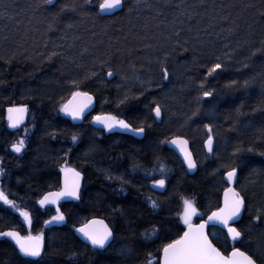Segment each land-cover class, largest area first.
I'll use <instances>...</instances> for the list:
<instances>
[{"label":"trees","instance_id":"16d2710c","mask_svg":"<svg viewBox=\"0 0 264 264\" xmlns=\"http://www.w3.org/2000/svg\"><path fill=\"white\" fill-rule=\"evenodd\" d=\"M99 2L0 0V166L6 170L0 187L32 214V233H45V264H144L147 253L155 264L157 249L185 230L184 199L192 200L201 215L196 223L221 206L227 187L222 173L233 164L237 147L244 151L233 164L239 167L235 187L243 190L249 207L236 226L249 225L264 206V111H253L264 101V0H124V7L112 16L97 15ZM53 52L57 55L49 60ZM253 52L256 55L250 56ZM13 55L15 60L5 64ZM217 56L228 66L206 82L215 89L214 97L197 104L198 86ZM106 59L116 74L108 79L105 65L100 77L85 80L93 71L101 72ZM161 61L170 77L178 75L171 77L172 83L162 78ZM150 73L158 79L151 88L131 83L135 75ZM253 77L248 88L226 87L232 80L243 84ZM73 80L83 81L80 90L95 100L92 112L77 124L58 111L76 90ZM125 95L128 100L121 104ZM153 101L162 107L161 119L155 122L149 110ZM13 103H28L30 108L25 124L15 132L6 125V110ZM102 113L117 115L134 127L144 123L145 133L137 139L92 128V118ZM209 123L223 142L215 157L204 152V125ZM25 126L27 150L18 156L10 145L24 136ZM52 132L54 139L48 135ZM72 134L79 137L76 144ZM174 136L189 142L198 164L192 175L167 143H161ZM69 147L72 152L65 157ZM249 147L252 152L246 151ZM64 159L82 172V199L61 204L65 222L46 229L45 221L56 209H40L37 201L59 190ZM160 165L166 169L163 174ZM121 176L128 182L121 184ZM161 178L165 188H154ZM149 197L158 208L151 207ZM92 218L109 223L119 242L103 256L73 233ZM153 224L163 225L160 238L143 241L140 233ZM11 229L28 233L19 214L0 203V230ZM207 230L215 234L211 238L222 251L230 249L225 231L212 226ZM262 233L264 221L248 237L252 249L260 244ZM124 245L138 255L122 256ZM13 249L0 239V261L17 264ZM73 252L78 255L69 260Z\"/></svg>","mask_w":264,"mask_h":264},{"label":"snow or ice","instance_id":"6c2138e0","mask_svg":"<svg viewBox=\"0 0 264 264\" xmlns=\"http://www.w3.org/2000/svg\"><path fill=\"white\" fill-rule=\"evenodd\" d=\"M86 3H90L91 0H85ZM45 4H53V0H44ZM124 7V0H100L98 4L99 13L108 12L111 13L115 9H122ZM64 9H61L63 11ZM75 11V8L72 9ZM264 17V12L261 13ZM178 35V33H177ZM187 50V49H185ZM57 53L53 52L49 56L51 60L52 56H56ZM225 55H228L227 53ZM256 52L250 54V56H255ZM15 60V55L8 57L5 60V64L10 65ZM110 59H106L101 63V72L93 71L85 80L92 79L93 77H100L102 73L105 72V65L109 67L106 70V76L108 78L113 77L116 73L110 67ZM228 65L221 61V58L217 56L215 62L207 66L206 75L203 77L200 85L198 86L199 95L197 96V104L202 101L213 98L215 94V89L207 86V80L209 77H213L220 71L226 70ZM250 65L248 63H243L244 68H248ZM161 72L162 78L167 80L169 78V71L167 67L164 66L163 61H161ZM255 77L251 79H246L243 84L240 81L232 80L226 87L235 88L243 87L248 88ZM83 81L73 80L72 86L75 91L71 93V99L67 102L61 103L58 111L65 116L70 117L73 121L85 119V114L93 105L94 97L88 91L80 90ZM143 94V93H142ZM128 100V96L125 95L120 101L121 104ZM154 107H151L150 113L154 114L152 116L153 122L160 120L162 116V107L159 103L153 101ZM147 107V106H146ZM7 127L12 130H19L22 125L25 124L26 118L30 114V108L28 103H13L7 108ZM253 111H264V101L260 105L253 108ZM237 113L240 114V110L237 109ZM193 117L198 115V110L193 112ZM35 117H33V120ZM91 123L101 126L104 131L115 132L119 130L120 132H131L136 136H142L145 133L144 123L139 126L134 127L132 123L121 119L117 115L111 113L96 115L92 118ZM34 126V125H33ZM151 127V125H147ZM207 139L204 141V147L207 149L208 153L214 152V137H213V126L212 124H205ZM24 136L15 139L11 143V152L22 155L27 150L28 145V134L29 129L24 127ZM53 139L56 136L55 132L48 133ZM78 135L72 134L71 141L72 144L78 142ZM161 143H167L174 145L181 157L182 162L187 166L189 172L194 171L197 167V161L193 158L192 152L188 148V140L180 136H174L171 139H165ZM93 151L89 149L88 152ZM244 151L240 147H237L232 153L233 164L235 160L239 158L240 153ZM248 152H252L253 148L249 147L246 149ZM72 152V148L69 147L65 152V157L68 153ZM88 155V153H85ZM264 155V152L261 153ZM3 158L0 157V165H2ZM229 164L226 166V170L222 173V180L229 186L224 189L223 193V203L222 206L218 207L216 211L211 212L206 220L201 223L194 224L193 217L197 216V209L194 202L190 199H184V211L181 216L182 223L185 230H183L182 235H177L176 238L170 239L167 243L162 244L157 251L159 252V257L156 259L155 264H264V233H262V238L260 244L256 249L251 248V241L248 237L251 235L252 229L260 222L264 221V206H261L256 210L254 216L250 218L251 222L249 225L244 227L236 226L238 221H240L242 214L248 210V201L246 196L243 194V190H237L236 187L232 185L238 182V172L239 167ZM62 173V186L58 191H49L47 194L43 195L41 199L37 201L41 208L47 207L49 205H56V215L52 216L50 220L45 221V226L53 224H63L65 222V215L60 210L59 203L61 200H72L80 201L82 199V181L84 179L82 172L75 167H71L68 164L67 159H64L63 165L59 169ZM159 171L163 174L166 169L163 165L159 166ZM6 170L3 166H0V177L5 176ZM109 179L112 177L109 176ZM121 184H125L126 181L122 176L118 177ZM19 182V181H18ZM154 188L163 189L165 188V179L161 178L155 180L153 183ZM123 190V189H121ZM151 207L156 209L159 207L155 200L151 197L148 198ZM0 203L7 206L8 209H12L19 213V216L23 218V222L28 227L27 235H21L20 231L11 229L8 231L0 230V239L10 241L14 245V252L17 256V264H45L44 256L46 254V241L45 233L43 231L32 233V214L28 210L21 209L14 199H10L9 195L6 194L4 189L0 187ZM116 211V210H114ZM209 224L221 225L226 229L225 240H231L232 245L230 249L221 250L220 247L214 243L211 236L214 233H209ZM163 225H150L149 228H145L140 236L143 241H152L160 238ZM75 233L82 238L85 242V246H90L98 255L103 256L109 251L117 247L118 241L115 235V230L106 223L104 219H87L80 227L75 228ZM237 244L239 246H237ZM243 249V250H242ZM120 254L126 258H134L138 255L136 250L130 245H124L120 248ZM78 253L73 252L68 259L73 260L77 257ZM0 264H4L0 261ZM144 264H153L152 254L147 253Z\"/></svg>","mask_w":264,"mask_h":264},{"label":"water","instance_id":"95a60500","mask_svg":"<svg viewBox=\"0 0 264 264\" xmlns=\"http://www.w3.org/2000/svg\"><path fill=\"white\" fill-rule=\"evenodd\" d=\"M121 9H115V10H113L111 13H108V12H104V13H99V15L100 16H112V15H114V14H116V13H118L119 11H120ZM98 12H99V8H98ZM112 78V77H111ZM111 78H108V79H111ZM71 99V97L68 99V100H70ZM67 100V101H68ZM94 106H95V100H93V105H92V107L88 110V112H86V114H85V116L86 115H88V114H90L91 112H92V110H93V108H94ZM63 115V114H62ZM69 122H71L72 124H77V123H79L81 120H77V121H73L70 117H68V116H65V115H63ZM6 119H7V111H6ZM27 119V118H26ZM26 121V120H25ZM92 121V120H91ZM91 124V127L92 128H94V129H102L101 128V126H99V125H96V124H94V123H90ZM7 129L9 130V131H11V132H15L16 130H12V129H9L8 127H7ZM117 133H120V134H128V135H131V136H133L134 138H137V139H140L142 136H136V135H134V134H132L131 132H120L119 130H117L116 131ZM185 139V138H184ZM167 148L168 149H170V150H172L177 156H178V158L180 159V161L182 162V157H181V155H180V153H179V151H178V149L174 146V145H171V144H167ZM188 148H189V150H190V146H189V142H188ZM205 148V147H204ZM10 151H11V148H10ZM191 151V150H190ZM205 151H206V153L207 154H211V153H208L207 152V149L205 148ZM12 153V152H11ZM13 154H15V153H13ZM15 155H17V154H15ZM194 158V157H193ZM182 164L184 165V167H185V169L187 170V166L182 162ZM196 170H197V168L194 170V171H191V172H189L188 170H187V172L189 173V174H194L195 172H196ZM226 185H227V187L229 186L227 183H226ZM62 186V174H61V178H60V187ZM233 187H235L236 186V183H234L233 185H232ZM224 193V192H223ZM47 194V193H46ZM68 202H72V200H61L60 201V203H59V205H61V204H64V203H68ZM222 203H223V195H222ZM222 203H221V206H222ZM37 205H38V207L39 208H41L40 207V205L37 203ZM47 207H51V208H56L57 206L56 205H49V206H47ZM216 211V210H215ZM210 215V214H209ZM208 217V216H207ZM207 217L205 218V220L207 219ZM97 219H100V218H97ZM202 221H200V222H198V223H201ZM239 222V221H238ZM198 223H196V224H198ZM54 225H60V224H54ZM50 226H52V225H48V226H45V228L47 229V228H49ZM209 226H212V227H216V228H218V229H220V230H223V231H227L226 229H224L221 225H219V224H216V225H212V224H209ZM208 226V227H209ZM80 227V226H79ZM78 228V227H77ZM73 233H74V235H75V237L78 239V240H80L82 243H84L85 244V242L82 240V238L81 237H79V235L77 234V233H75V229L73 230ZM182 235V234H181ZM9 243H11L10 241H8ZM232 242V241H231ZM12 244V243H11ZM12 246L14 247V245L12 244ZM90 247V246H89ZM91 248V247H90Z\"/></svg>","mask_w":264,"mask_h":264},{"label":"rangeland","instance_id":"374dc122","mask_svg":"<svg viewBox=\"0 0 264 264\" xmlns=\"http://www.w3.org/2000/svg\"><path fill=\"white\" fill-rule=\"evenodd\" d=\"M175 76H178L177 74H174V76H171V77H174L172 79H177ZM170 77V76H169ZM171 77L168 78L166 80V82L168 83H172L174 80L171 81ZM131 83L135 85V87H140V88H151L155 83H158V79L155 78L154 74L150 73L148 75H135L133 77V79L131 80ZM96 130H103V129H96ZM104 131V130H103ZM107 132V131H105ZM109 133V132H108ZM213 137H214V152H213V155L215 156L217 154V151H220V149L223 148V142L221 139H217L213 133ZM207 139V137H206ZM14 211V210H13ZM183 211H184V205H183V208H182V214H183ZM16 212V211H14ZM17 214H19L18 212H16ZM198 215L193 217V223L195 224L196 223V220L198 218H201V215L199 214V212L197 211ZM182 216V215H181ZM22 218V217H21ZM23 220V218H22ZM182 221V220H181ZM183 224V223H182Z\"/></svg>","mask_w":264,"mask_h":264},{"label":"bare ground","instance_id":"6f19581e","mask_svg":"<svg viewBox=\"0 0 264 264\" xmlns=\"http://www.w3.org/2000/svg\"><path fill=\"white\" fill-rule=\"evenodd\" d=\"M53 2H54V0H53ZM126 135H128V134H126ZM205 140H206V139H204V141H205ZM203 144H204V143H203ZM189 146H190V145H189ZM204 152H205L206 155H212L213 157H215V156L213 155V153H211V154H207L206 151H205V148H204ZM186 171H187V170H186ZM187 173H188V172H187Z\"/></svg>","mask_w":264,"mask_h":264}]
</instances>
